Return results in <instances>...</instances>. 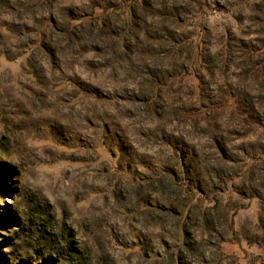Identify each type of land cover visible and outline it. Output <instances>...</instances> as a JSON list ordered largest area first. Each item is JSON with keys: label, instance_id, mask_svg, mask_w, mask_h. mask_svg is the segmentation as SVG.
Wrapping results in <instances>:
<instances>
[{"label": "rangeland", "instance_id": "374dc122", "mask_svg": "<svg viewBox=\"0 0 264 264\" xmlns=\"http://www.w3.org/2000/svg\"><path fill=\"white\" fill-rule=\"evenodd\" d=\"M0 161V264H264V0H0Z\"/></svg>", "mask_w": 264, "mask_h": 264}, {"label": "trees", "instance_id": "16d2710c", "mask_svg": "<svg viewBox=\"0 0 264 264\" xmlns=\"http://www.w3.org/2000/svg\"><path fill=\"white\" fill-rule=\"evenodd\" d=\"M5 169L6 170H8V166L6 165V164H4L3 162H1L0 161V176H3V174H2V172L3 171H5ZM5 176V175H4ZM8 214H13V211H10V212H8ZM229 229H231L232 231H233V229H232V220H230V222H229ZM39 231V233L40 232H44V229L43 230H38ZM43 240H45V241H48L49 242V240H47L44 236H40ZM63 240H64V246H65V248L67 249V253H66V255L67 256H71V253L72 254H75L74 253V251H75V248H74V246L72 245L73 243L68 239V238H66L65 237V239L63 238ZM47 250V249H46ZM49 250L51 251V252H49ZM47 252H48V254H47V256L46 257H41V258H36V260H34L33 258H30V257H27V258H17V257H15L17 260H18V263L16 262H14V263H12V264H54V261H56V260H58V258H56V256L57 255H60V254H62V253H60L59 251H58V249L57 248H55V247H50L48 250H47ZM51 253V254H50ZM52 253H54L55 255H53ZM63 258H65V259H68V258H66V257H63ZM39 259L41 260V261H39ZM15 261V260H14ZM77 264H82V263H80V261H78V263Z\"/></svg>", "mask_w": 264, "mask_h": 264}]
</instances>
